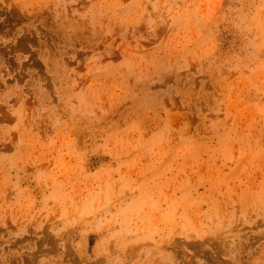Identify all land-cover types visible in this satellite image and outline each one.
I'll return each mask as SVG.
<instances>
[{
  "label": "rangeland",
  "instance_id": "374dc122",
  "mask_svg": "<svg viewBox=\"0 0 264 264\" xmlns=\"http://www.w3.org/2000/svg\"><path fill=\"white\" fill-rule=\"evenodd\" d=\"M0 264H264V0H0Z\"/></svg>",
  "mask_w": 264,
  "mask_h": 264
}]
</instances>
